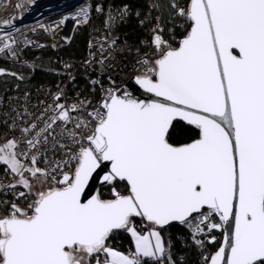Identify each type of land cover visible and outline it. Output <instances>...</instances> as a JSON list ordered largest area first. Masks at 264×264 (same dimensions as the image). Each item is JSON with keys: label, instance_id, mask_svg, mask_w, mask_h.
I'll list each match as a JSON object with an SVG mask.
<instances>
[{"label": "snow or ice", "instance_id": "obj_1", "mask_svg": "<svg viewBox=\"0 0 264 264\" xmlns=\"http://www.w3.org/2000/svg\"><path fill=\"white\" fill-rule=\"evenodd\" d=\"M178 15L191 21L190 31L178 47L156 34L158 58L136 77L167 102L109 90L88 113L91 120L75 124L86 133H69L78 151L59 180L56 169L36 166V155L31 166L23 163L16 141L0 145V164L18 177L8 187L25 188L18 198L28 201L0 216V264H172L159 229L178 221L196 237L222 227L215 216L225 224L234 218L235 225L206 264H264V0H190ZM81 106L56 103L58 114L27 140L29 148L46 142L44 133L57 121L71 122ZM177 117L195 125L199 138L173 145ZM105 166L108 199L89 194ZM136 218L146 233L137 231ZM116 230L131 234L134 251L109 246Z\"/></svg>", "mask_w": 264, "mask_h": 264}, {"label": "built area", "instance_id": "obj_2", "mask_svg": "<svg viewBox=\"0 0 264 264\" xmlns=\"http://www.w3.org/2000/svg\"><path fill=\"white\" fill-rule=\"evenodd\" d=\"M189 2L172 1L176 5L173 8L177 15L180 9L189 6ZM151 7L154 10V4ZM82 10L87 12V17L82 14ZM153 10L140 19L141 25L148 24L151 35L150 43L143 39L141 44L155 48L154 36L160 34L173 47H178L184 38L183 34L190 31V26H187L189 20L178 15L177 26L183 27V30L177 35L174 29L166 30L160 16H153ZM129 16V7L119 4L118 0H0V63L5 65L0 66V76L24 82L27 80L26 73L8 68L22 66L30 73L40 68L59 77L54 85L42 84L34 91H0V123L4 129L0 145L9 140L16 141L15 151L20 154L18 158L23 163L31 166L30 158L36 155V166L56 169L52 173L56 180L61 179V171L74 167L75 162L69 161V157L78 151V145L72 142L69 133H86V130L76 129L75 124L80 120L90 121L88 113L100 107L109 90L118 93L132 76L143 75L158 58L156 48L154 56H151L148 51L140 50L138 43L125 39L118 32L119 28L128 24ZM135 16L138 17L139 13ZM79 29H86L87 32L83 54L78 57L68 54L67 49ZM5 44L9 48H4ZM123 49L126 54L120 62ZM79 81L88 84V92L82 93L80 89L70 93ZM57 95L60 99L55 101ZM56 103L69 109L73 105L81 106V110L71 113V122L57 121L44 133L47 141L41 138V143L35 149H30L27 140L33 139L35 133L51 123V118L58 114ZM33 124L37 128L26 134L23 130L31 129ZM4 139L8 140L3 142ZM17 179L10 173L0 180V210L4 211L3 215L9 213L13 203L20 207L28 203L18 198V193L26 192L25 188L20 185L14 189L8 187L16 184ZM213 222L222 224V227L211 231L205 228L204 233L196 237H193L191 230L192 239L210 243L221 241L224 222L218 216L213 218ZM147 231L146 228L144 233ZM212 237L215 239L212 240Z\"/></svg>", "mask_w": 264, "mask_h": 264}, {"label": "trees", "instance_id": "obj_3", "mask_svg": "<svg viewBox=\"0 0 264 264\" xmlns=\"http://www.w3.org/2000/svg\"><path fill=\"white\" fill-rule=\"evenodd\" d=\"M173 0H118L119 4L127 5L130 9V16L128 24L119 28L118 32L121 33L125 39L138 43L140 50L148 51L151 56H154V47L151 45L143 46L141 41L145 39L148 43L151 42V35L149 34L148 24L141 25L140 19L148 11H152L151 4H154V17L160 16L161 22L165 26L166 30L174 29L177 35H180L183 27L177 26L178 15L175 12L172 4ZM139 13L136 17L135 14ZM187 26L191 28V21L187 22ZM86 29H79L72 41V44L67 49V53L72 56H81L85 47ZM186 33L183 34L185 36ZM0 66H5L0 63ZM8 68L14 69L18 72L26 73L27 80L24 82H18L16 79L9 76H0V91H34L38 89L42 84L54 85L58 76L47 70L36 69L33 73H30L26 68L22 66H8ZM81 89V90H80ZM80 90L82 93L88 92L89 86L85 81H79L75 87L70 90L73 93ZM3 125L0 123V142L3 136ZM199 138V129L195 126H188L183 123H174L170 130V142L175 146L191 143L193 140ZM8 139H4L3 142ZM3 164H0V180L10 175L11 172L6 171ZM111 185L104 186L98 190L102 198H111ZM118 190L125 192L123 184L117 185ZM4 211L0 210V216H3ZM195 223V221H193ZM135 225L137 230L144 232L146 227L140 218L135 219ZM161 236L163 237L166 245H170V256L172 264H206V257L212 255L218 246L220 241L210 243L207 240H202L203 247L197 244L191 237V229L186 225L173 224L166 228H160ZM108 244L111 248L129 253L134 251V242L130 233L124 230H118L108 240ZM148 264H155V261L148 259ZM164 264H169L166 259Z\"/></svg>", "mask_w": 264, "mask_h": 264}, {"label": "water", "instance_id": "obj_4", "mask_svg": "<svg viewBox=\"0 0 264 264\" xmlns=\"http://www.w3.org/2000/svg\"><path fill=\"white\" fill-rule=\"evenodd\" d=\"M136 77L137 76H132V78L128 81V83L118 93L115 91L116 94L123 96L125 93H127L129 96H131V98L136 99L138 101H143V102H152L154 100H160L161 102H167V101H163V98L156 97L154 94L148 93L143 88H141L140 85H138L136 83ZM177 122L183 123V124L188 125V126H195V125L189 124L186 120H184L180 117H177L176 119H174L172 126L174 123H177ZM171 128H170V130H171ZM106 171H108L107 166H105L102 170H100L98 172V174H96L94 176V178L90 182V186H89V194L90 195L98 193V190L100 188L107 186L104 183H102V181H101V178ZM173 224H180L181 225V223H179L178 221H172L168 225L163 226L162 228H166V227L173 225ZM234 225H235L234 218H231L229 220V222H227L226 224L224 223L225 229L223 232L222 239L220 241V245L218 246V248L216 249V251L212 255H214L219 250V248L224 245L225 234L227 233L228 235H230L234 229ZM116 231H118V230H116ZM228 253H229V250L226 249V257L228 255Z\"/></svg>", "mask_w": 264, "mask_h": 264}, {"label": "bare ground", "instance_id": "obj_5", "mask_svg": "<svg viewBox=\"0 0 264 264\" xmlns=\"http://www.w3.org/2000/svg\"><path fill=\"white\" fill-rule=\"evenodd\" d=\"M122 52H123V53L121 54V56H120V58H119V61H120V62H122V56H124V55L126 54V51H125L124 49L122 50Z\"/></svg>", "mask_w": 264, "mask_h": 264}, {"label": "crops", "instance_id": "obj_6", "mask_svg": "<svg viewBox=\"0 0 264 264\" xmlns=\"http://www.w3.org/2000/svg\"><path fill=\"white\" fill-rule=\"evenodd\" d=\"M5 143H7V142H5ZM5 143H4V144H5ZM133 242H134V240H133Z\"/></svg>", "mask_w": 264, "mask_h": 264}]
</instances>
